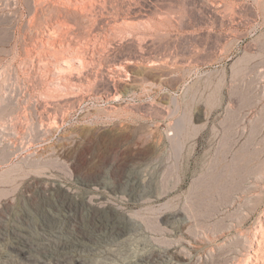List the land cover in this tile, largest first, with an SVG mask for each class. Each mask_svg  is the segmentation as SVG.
<instances>
[{"label":"rangeland","instance_id":"rangeland-1","mask_svg":"<svg viewBox=\"0 0 264 264\" xmlns=\"http://www.w3.org/2000/svg\"><path fill=\"white\" fill-rule=\"evenodd\" d=\"M49 182L140 230L84 264H264V0H0V264Z\"/></svg>","mask_w":264,"mask_h":264},{"label":"bare ground","instance_id":"bare-ground-1","mask_svg":"<svg viewBox=\"0 0 264 264\" xmlns=\"http://www.w3.org/2000/svg\"><path fill=\"white\" fill-rule=\"evenodd\" d=\"M121 179L122 181L125 179V174L118 176L119 184L122 182H120ZM101 181L99 176H93L80 183L90 188L100 186ZM31 189L30 197L40 202V207H38L39 204L38 206L32 204V206L35 210L42 212L43 222L32 231L19 226L7 231L13 244V246L11 244L12 248L23 252L22 254L31 261L84 264L87 259H77V254L97 255L98 252L94 246H103L108 240L120 239L140 231L136 227H129L126 223L119 221L112 208L96 209L92 207L91 202L90 206L89 201L81 197L82 194L71 196L66 188L57 182L38 184ZM57 212L61 215L56 214ZM24 222H27L25 218L22 223ZM5 234H1L3 239ZM141 244L145 245V243ZM166 251L155 248L150 252L140 253L134 264H149L171 258L172 252ZM109 254L115 255L113 252ZM37 256L40 259H37Z\"/></svg>","mask_w":264,"mask_h":264}]
</instances>
